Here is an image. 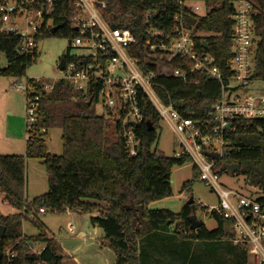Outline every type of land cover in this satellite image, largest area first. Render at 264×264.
Segmentation results:
<instances>
[{
	"label": "trees",
	"instance_id": "16d2710c",
	"mask_svg": "<svg viewBox=\"0 0 264 264\" xmlns=\"http://www.w3.org/2000/svg\"><path fill=\"white\" fill-rule=\"evenodd\" d=\"M98 1L100 14L111 28H127L134 34L136 42L128 50L142 61L146 58L144 47L149 27L165 28L170 25L169 16L180 11L178 0ZM199 1L213 7L203 16L186 14L189 23L195 27V47L199 53H209L215 65L225 76H229L231 72L226 67V60L233 45L231 15L236 0ZM250 1L255 8L253 18L257 36L253 81H264V0ZM76 2H54L50 15L52 26L37 38V44L42 38L56 36L73 40L78 35L74 22L81 9L76 7ZM149 11L159 12L163 18L154 16L148 19ZM56 26L59 28L52 35L50 31ZM200 31L204 34H199ZM21 41L20 37L0 34V77L22 78L36 61L37 47L23 51ZM62 58L66 63L75 60L69 53ZM179 64V59L174 61V65ZM193 80L196 82L157 77L153 85L165 103L172 100L183 114L208 120V128L211 129L215 126L212 109L221 96V83L200 74L195 75ZM34 87L40 100L35 122L27 129L26 154H0V195L14 209L8 215L0 210V226L5 227V233L0 236V264L7 263L10 251L16 253L15 264L63 263L64 253L60 243L48 234L39 219L41 208L56 213L70 209L90 214L92 226L104 232L102 244L115 253V264H190L193 250L198 245L203 251V258L196 262L205 264L210 259L205 256L204 246L233 243L236 237L233 221L210 211L208 207L202 208V213L213 217L218 226L213 230L205 224L197 230L190 228L189 217H197L200 209L195 201L192 204L187 202L177 213L169 209L150 208L155 201L173 194L172 169L191 163L192 159L188 154L166 156L152 148L158 139L161 116L148 97L143 96L142 99L144 121L135 129L142 141V150L137 156L129 157L124 150L120 125H116V140L110 142L106 135L109 127L107 116L96 112L99 100L97 88L90 87L85 92L64 79H58L50 89H45L42 84ZM52 128L62 130L61 155H53L48 150L46 137ZM232 128L225 134L223 155L214 160L217 175L222 172L223 163L240 164L239 172L246 176L250 185L264 191V120H238ZM30 158L41 160L46 167L49 187L45 194L27 201L26 163ZM193 170L194 177L200 178V170L195 164ZM192 182H185L183 188L189 189ZM98 203H103V208ZM135 212L139 221L133 229ZM30 213L32 217H29ZM26 220L38 228L37 235L23 233V222ZM36 242L44 244L40 254L32 251L31 243L34 245ZM173 243H178L179 247L175 246V249ZM152 246L154 251L150 249ZM246 246L242 243L234 248H239L241 254L248 258ZM153 253L160 257L168 254L173 262L155 259ZM237 258L239 260L240 256ZM246 262L240 259L237 264Z\"/></svg>",
	"mask_w": 264,
	"mask_h": 264
},
{
	"label": "built area",
	"instance_id": "2783aa9c",
	"mask_svg": "<svg viewBox=\"0 0 264 264\" xmlns=\"http://www.w3.org/2000/svg\"><path fill=\"white\" fill-rule=\"evenodd\" d=\"M55 1L0 0V34L20 37L23 51L33 50L37 47V38L52 26L50 15ZM196 2L201 1L178 0L180 11L169 16L170 25L163 29L149 27L144 47L146 58L142 61L129 53L128 48L136 42L129 29L111 28L100 14L98 0H77L76 7L81 9V13L75 17L74 27L78 35L71 40L70 48L79 49L82 53L71 56L75 60L65 63L64 76L60 79L85 92L90 87L97 88V105H103L105 116L114 118L116 125L121 126L120 135L129 157H135L141 151L139 145L142 141L135 129L144 121L142 99L143 96L148 97L159 112L161 122L169 125L176 135L179 145L176 156L188 154L200 170V179L217 192L219 205L210 211L232 220L236 233L233 243H246L252 247L262 263L264 199L222 188L214 160L205 154L215 151L220 157L223 155L225 134L233 129L236 121L264 120V93L251 89L257 47L255 8L250 0L234 1L231 15L233 45L226 60L231 74L225 76L209 53H199L195 47V27L189 23L186 14L203 16L206 13L196 9ZM154 16L160 17V13L148 12V19ZM177 59L180 66L174 65ZM197 74L218 81L222 86L221 96L212 109L215 126L211 129L208 128V120L183 114L174 101L165 103L154 90L153 80L157 77H173L192 83L196 82L193 79ZM40 84L45 89L51 88L31 78L26 85L13 84V89L26 91L27 127L32 126L36 119L40 95L34 85ZM214 144L221 150L212 149ZM66 212L72 213L70 209ZM39 213H46V210L41 208ZM32 216L30 213L29 217ZM68 229L73 233L75 225L69 224ZM31 248L34 252L32 243ZM41 252L42 249L34 253ZM15 259L16 253L10 251L6 264H15Z\"/></svg>",
	"mask_w": 264,
	"mask_h": 264
},
{
	"label": "rangeland",
	"instance_id": "374dc122",
	"mask_svg": "<svg viewBox=\"0 0 264 264\" xmlns=\"http://www.w3.org/2000/svg\"><path fill=\"white\" fill-rule=\"evenodd\" d=\"M196 9L204 14L210 10L213 5L203 7L201 2H196ZM99 9V8H98ZM41 22V20L39 21ZM52 24V23H51ZM199 34H204L202 31ZM69 39L65 37H48L42 38L37 44V59L27 69L26 75L22 78H4L0 77V113L3 117L2 125H9L11 131L8 136L12 147L0 143L1 155H25L26 154V138H27V120L29 111L27 108V99L25 90L13 89V84L26 85L28 78L40 80L48 86H53L54 83L64 76V72L59 69V63L64 55L69 53L70 56L79 55L82 53L79 49H69ZM50 89V88H49ZM251 89L255 92L264 93V81H254ZM96 112L99 115H105L103 105L96 106ZM5 118V119H4ZM109 127L106 130V135L110 142L117 139L116 123L114 118L107 117ZM48 150L53 155L63 154L62 130L60 128H52L48 130L46 137ZM153 149L163 152L166 156H173L179 150L176 135L169 125L161 122L158 128V139L152 145ZM212 149L221 150L219 145L214 144ZM218 171L220 170L217 169ZM49 175L46 167L41 160L30 158L26 163V193L27 201L45 194L48 191ZM193 180L189 189L183 188V184ZM218 183L226 190H233L245 196L252 195L253 198H263L264 191L260 187H253L248 182L243 173H232L222 171L218 173ZM171 185L173 194L167 198L155 201L150 208L152 209H169L173 212H179L191 197L199 205L197 218L202 219L209 230H213L218 226L217 221L202 213V208L208 207L212 209L219 205L220 199L217 192L206 185L199 177H194L193 163H186L183 166H175L171 173ZM0 210L5 215L14 212L12 206L6 202L0 195ZM136 226L138 225L139 215L135 212ZM39 219L49 235L58 237L60 235H74L80 226L81 219L77 213L62 212L56 213L49 210L44 214L39 215ZM133 219V221H134ZM132 221V223H133ZM74 224L76 227L75 233L68 230L69 224ZM23 233L27 236H35L38 234V228L30 221L23 222ZM44 247L41 242L34 244V252H39ZM221 252L223 254L224 264H234L238 261V256L241 252L239 248H234L233 244L224 246ZM248 255H250L249 264H261L254 249L246 246ZM175 249H177L175 247ZM203 251L200 246H196L193 250V257L190 259V264H197V260L203 258ZM242 255V254H241ZM192 256V255H191ZM62 264H76L70 257L64 255Z\"/></svg>",
	"mask_w": 264,
	"mask_h": 264
},
{
	"label": "crops",
	"instance_id": "0c3cea01",
	"mask_svg": "<svg viewBox=\"0 0 264 264\" xmlns=\"http://www.w3.org/2000/svg\"><path fill=\"white\" fill-rule=\"evenodd\" d=\"M2 121H3V117L0 113V143L12 147L13 143L12 142L10 143L8 141L10 139L8 133L10 134L11 132L9 130L10 126L2 125ZM98 205H100V207L103 208L104 204L98 203ZM75 213H77V215L81 219L80 226L78 227L77 232L75 233L74 231L73 232V234L75 233L74 235L65 234V235H60L58 237L56 236L54 237L60 243L64 255L70 257L76 264H115L116 261L115 253L109 247L104 246L102 244V240L104 237L103 230L99 227L92 226L90 222V217H91L90 214H84L80 212H75ZM95 213L98 214V212ZM177 244L178 243H173V247L177 246ZM232 244L235 247L237 246L234 243ZM151 248L153 249V251L155 250L153 246L150 247V249ZM207 248L206 246H204V250L206 253L205 256L210 260L206 261L205 264H224L223 262L224 257L223 254L221 253L225 248L224 244L223 245L216 244L215 246L212 245ZM152 255L154 256L155 259L163 260L164 262L166 260L169 263L170 261H172L168 254L162 255V257H160L158 254L155 253H153ZM250 257L251 256L248 255V258H245L243 254L242 255L240 254V259L242 260V262L243 261L246 262L247 260L246 262L247 264H249ZM239 260L237 261V263L239 262Z\"/></svg>",
	"mask_w": 264,
	"mask_h": 264
},
{
	"label": "water",
	"instance_id": "95a60500",
	"mask_svg": "<svg viewBox=\"0 0 264 264\" xmlns=\"http://www.w3.org/2000/svg\"><path fill=\"white\" fill-rule=\"evenodd\" d=\"M201 26V23H199L198 27ZM58 26L56 27H53L50 31V33L52 35H55L56 31L58 30ZM71 44V40H69V45ZM205 47L207 48V44L205 45ZM65 59L62 58L60 63H59V69L61 71H63L65 69ZM148 124H151L150 122H148ZM153 129V128H151ZM139 149L142 150V142L140 143L139 145ZM209 158L213 159V160H219L220 158V154L219 152H206L205 153ZM241 169V166L240 164H237V163H223L222 167H221V170L222 171H228V172H232V173H237L239 172ZM194 198L191 197L188 201L189 204H192L194 202ZM189 220L191 222V229L192 230H197L199 227H201L204 222L202 219H198L196 216H190L189 217ZM136 226V218L134 219L133 223H132V228H134ZM5 233V227L4 226H0V236H2L3 234Z\"/></svg>",
	"mask_w": 264,
	"mask_h": 264
}]
</instances>
